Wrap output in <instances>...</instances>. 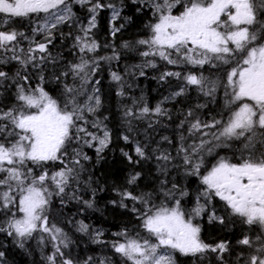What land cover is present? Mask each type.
<instances>
[{
    "label": "snow or ice",
    "instance_id": "1",
    "mask_svg": "<svg viewBox=\"0 0 264 264\" xmlns=\"http://www.w3.org/2000/svg\"><path fill=\"white\" fill-rule=\"evenodd\" d=\"M126 8L147 15L142 34L102 44L101 13L110 12L115 38L133 20ZM121 50L141 58L133 66L139 76L163 66L158 80L175 88L154 107L143 96L123 107L128 134L120 139L131 148L120 153L133 170L112 186L118 198L109 203L137 226L105 240L103 229L66 219L112 252L81 258L55 201L95 209L104 190L86 167L93 157L85 149L99 163L113 144L101 72L107 64L116 95H128L126 77L136 71L112 68ZM190 90L205 102L181 113L174 145L161 137L174 151L130 135L136 122L153 128L171 120L163 105ZM152 161L157 175L146 191L142 165ZM173 171L179 179L169 178ZM205 218L222 230L240 225L239 235L206 242ZM0 234L21 249L31 240L50 246L45 264H178V256L204 264L210 255L214 264H264V0H0ZM5 256L0 251V264H8Z\"/></svg>",
    "mask_w": 264,
    "mask_h": 264
},
{
    "label": "trees",
    "instance_id": "2",
    "mask_svg": "<svg viewBox=\"0 0 264 264\" xmlns=\"http://www.w3.org/2000/svg\"><path fill=\"white\" fill-rule=\"evenodd\" d=\"M127 2V0H126ZM125 15H132L133 20L129 23L125 29L117 34L113 38L109 34V17L110 12L105 11L101 13L99 28L97 30L98 40L103 43H115L119 45L122 41L132 40L137 38L142 34L144 24L147 22V15H134L133 11L129 8L124 10ZM118 21L117 23H121ZM64 44L70 45L71 41L66 40ZM56 48H63V53L68 59H74L73 56L68 55V48L63 47L61 41L57 39ZM55 51V49H54ZM122 51V57L120 61L113 62V70L124 72L127 68L129 71H136L135 76H127L126 80L132 87L128 89V95L126 97H119L116 95V85L110 80L109 66L104 64L102 66L101 78H102V99L104 100V106L106 111L105 115L109 116L108 125L109 128L113 130V144L109 150H106L103 154L104 159L99 163H95L96 156L93 157V161L86 162V167H89L90 171L93 173L94 179L98 182L99 187L103 188V191H97L95 194V209H83V205H79L76 202H70L65 207L61 208L58 199L55 201L56 204V219L60 222V225L65 228L71 237L72 251L74 255H78L83 258L89 255L101 256L108 255L111 256L112 252L110 249L103 247L100 244L93 243L90 237L86 234L77 232L75 227L71 224H64L66 219L75 218V220H84L85 223L92 225L94 228L103 229L105 240H111L112 233L119 231L121 228L128 227L133 229L137 226V221L131 215L130 212L121 209L119 207L113 206L109 201L117 199L115 192L111 190L113 185H120L124 182L128 173L132 171V165L124 159L120 153L121 148L130 150L131 146H126L124 141L120 139L121 135L128 134L127 128L122 120L123 107L125 105L131 106V98H140L143 96L144 100L150 106H155L157 103L162 101L164 97L170 96L171 92L175 88V81L172 84L166 82H161L158 80L160 71L163 70V66L159 69L146 68L144 69L145 75L139 76L137 70L133 66L141 63V58L132 52L126 50ZM110 54V50H104ZM102 52V54H104ZM170 67V66H169ZM207 74V73H206ZM52 87V85H50ZM220 97H218V100ZM205 98L200 96L195 90H190L188 94L184 97H178L175 100L166 101L163 105L170 110L172 114V119L168 120L166 118H161L160 124H154L153 128H147V122L141 121L136 122V131L132 132L130 135L135 136L141 141H148L151 143L152 147H156L157 143L163 148H169L174 151V148L167 144V142L161 141V137L168 136L173 140V145L176 143V136L179 129L177 125L182 118L181 113L186 112L190 107H195L196 104L204 103ZM222 102V101H221ZM211 107H216L215 105H210ZM202 112H207L208 109H202ZM94 165V166H92ZM145 171V178L140 182L141 189L150 191L151 185L153 184L156 173L155 162H149L148 164L142 165ZM141 166H137L135 170L139 171ZM87 175V173L85 174ZM180 177L177 176L176 172L171 173V178ZM96 185H94L95 187ZM195 187V185H193ZM85 199L90 198V193L85 194ZM203 232L209 233V240H219V239H230L234 240L239 235L240 225L235 228L223 229L222 226L218 224H213L210 226L209 223L202 221ZM203 233V234H204ZM207 242L209 241L207 237H203ZM0 244L4 247H0V251L6 253L5 259H7L8 264H45L44 255L50 250V246L45 248L37 240L29 241L25 248H19L10 237H6L0 234ZM178 264H192V258L178 256ZM204 264H214L211 255L205 260Z\"/></svg>",
    "mask_w": 264,
    "mask_h": 264
},
{
    "label": "flooded vegetation",
    "instance_id": "3",
    "mask_svg": "<svg viewBox=\"0 0 264 264\" xmlns=\"http://www.w3.org/2000/svg\"><path fill=\"white\" fill-rule=\"evenodd\" d=\"M203 221H205L206 223H208L206 218H205ZM201 222H202V221H201ZM212 225H213V224H210V226H212ZM203 233H204V232L202 231V236L205 237V238L207 237V239H208L210 234L207 233V231H206L204 234H203ZM208 240H209V239H208ZM214 241H216V240H209L208 242L211 243V242H214ZM206 242H207V241H206Z\"/></svg>",
    "mask_w": 264,
    "mask_h": 264
},
{
    "label": "bare ground",
    "instance_id": "4",
    "mask_svg": "<svg viewBox=\"0 0 264 264\" xmlns=\"http://www.w3.org/2000/svg\"><path fill=\"white\" fill-rule=\"evenodd\" d=\"M85 151H87L88 154H89L90 156L95 157V152H94V150H91V149H85Z\"/></svg>",
    "mask_w": 264,
    "mask_h": 264
}]
</instances>
